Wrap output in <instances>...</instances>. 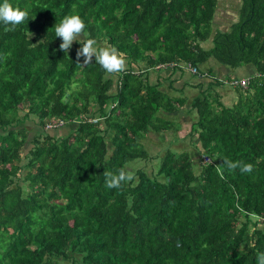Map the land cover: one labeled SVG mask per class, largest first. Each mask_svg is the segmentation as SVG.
Returning a JSON list of instances; mask_svg holds the SVG:
<instances>
[{
  "label": "trees",
  "instance_id": "16d2710c",
  "mask_svg": "<svg viewBox=\"0 0 264 264\" xmlns=\"http://www.w3.org/2000/svg\"><path fill=\"white\" fill-rule=\"evenodd\" d=\"M8 2L28 19L13 31L0 23V264H258L264 0H240L225 31L213 26L218 0ZM67 15L84 21V39L122 53L124 71L109 74L94 57L84 66L76 56L81 38L60 51L54 26ZM210 58L256 69L246 88L234 86L238 99L230 106L209 92L226 85L200 67ZM164 67L207 73L208 84L188 101L150 82L149 71ZM185 104L195 114L189 136L209 162L196 171L187 150L165 149L155 172L127 167L150 158L142 138L173 128L165 114ZM51 118L67 120L68 132L38 129L29 139ZM224 160L253 171H230ZM120 168L134 178L106 188L104 172Z\"/></svg>",
  "mask_w": 264,
  "mask_h": 264
},
{
  "label": "clouds",
  "instance_id": "9594fccd",
  "mask_svg": "<svg viewBox=\"0 0 264 264\" xmlns=\"http://www.w3.org/2000/svg\"><path fill=\"white\" fill-rule=\"evenodd\" d=\"M26 19H28V12L21 10L19 7L14 8L8 0H4L0 4V23L6 26L5 31H13L17 25H20ZM8 25H11V27H7ZM84 29L85 23L79 15H67L59 23H56L54 26L55 36L62 41L59 45V50L68 53L73 42H76L77 38L83 36ZM96 45L97 41L95 39H84L81 48L77 50V60L83 57V65L87 66L92 64L94 57L95 63L100 65L109 74L124 71L126 61L122 53H119L115 48L97 47ZM89 120L92 121V119ZM26 122V126L31 125L30 121L27 120ZM66 124H68L67 120L51 118L44 127H39L38 129L49 132L56 129L55 133L59 135L65 132L66 129H62V127ZM223 164L230 171H234L237 168H239L241 173H251L253 171V165L244 163L243 161L233 162L231 160H224ZM217 171L222 175L220 165L217 166ZM103 175L105 177V186L108 189H119L123 186L124 182L131 181L134 178L132 173L126 171L124 168H120L115 173L106 171ZM257 262L258 264H264V253L258 254Z\"/></svg>",
  "mask_w": 264,
  "mask_h": 264
},
{
  "label": "rangeland",
  "instance_id": "374dc122",
  "mask_svg": "<svg viewBox=\"0 0 264 264\" xmlns=\"http://www.w3.org/2000/svg\"><path fill=\"white\" fill-rule=\"evenodd\" d=\"M240 5V0H218V9L216 10L217 12V16L223 17L224 14L227 15V21L225 22H233L234 18L235 20L237 19V15L238 12V8ZM216 21V25H221V23L223 22L222 20H215ZM225 24V23H224ZM214 30H221V28H217L214 27ZM81 39H84V36L81 37ZM207 43L206 47L210 48L212 46V42L209 41H205L203 43V45L205 46V44ZM97 47H107V45L104 42H97ZM108 48V47H107ZM213 63H217L219 64L216 60H212ZM221 65V64H220ZM127 66V63L125 64V67ZM224 66V65H223ZM228 68L229 73L232 72H236L237 75H245L246 73L243 71L242 73L241 71V67L240 68H235L232 69L229 66H225ZM158 73V72H157ZM157 74L154 71H149V77L152 79V81H155V76ZM184 76L189 77L188 73H183ZM183 79V76L181 77ZM223 78V77H221ZM223 87H229V92H228V96L225 97L226 101L224 99L225 102H227V104H230L233 102V100L238 96V92L237 90H235V87H230V86H226V85H221ZM200 90V88H199ZM199 93V91H198ZM230 106V105H227ZM169 116L171 117V115L169 114ZM192 114L191 113H187V114H181V112L176 113L175 114V118L174 120L178 123V126H174L173 128H171L170 130H166L163 132H150V134L153 133V135H151L150 137H148V135L145 136V138H142L141 143L142 146L141 148L143 150H145L146 152H148V155L150 156V158L148 160H143V159H136L133 160L131 162H129L127 164L131 166V170H135V169H139V168H144L146 170H148L149 172H155L158 165H159V158L161 156V153L165 150V149H171L173 151L179 152V151H183V150H187L188 153L190 154V156L193 159V162L195 163L196 166V171L200 169V165L201 163H204V161L202 160L201 153H199L197 151V149L194 146L193 141H196V137L194 136H187L188 132H189V125L191 123V119H192ZM172 118V117H171ZM25 126L27 125V122H25ZM31 123V122H30ZM30 127V126H27ZM40 127V126H39ZM32 128V130L29 132V139H31L30 137H33V134H36V130H38V127H35V130ZM68 131L65 130L64 133H67ZM182 137L184 136L182 142L180 141H175L176 137ZM178 139V138H176ZM195 139V140H194ZM140 141V140H139ZM150 141V143H149ZM29 141H27L26 144V148L25 151L23 153H25L31 146L28 144ZM133 166V167H132ZM261 228H264V224H259L258 225Z\"/></svg>",
  "mask_w": 264,
  "mask_h": 264
},
{
  "label": "crops",
  "instance_id": "0c3cea01",
  "mask_svg": "<svg viewBox=\"0 0 264 264\" xmlns=\"http://www.w3.org/2000/svg\"><path fill=\"white\" fill-rule=\"evenodd\" d=\"M218 9V8H217ZM237 15V14H236ZM222 20L223 22L221 23V25H216V21L215 20ZM227 21V15L224 14L223 17H218L217 16V12L215 13V16H214V19H213V26L214 27H217V28H221L222 31H225L229 28V26L232 24V22H225ZM235 21V18L233 20V22ZM225 23V24H224ZM203 45V43H202ZM207 43L205 44L204 47H206ZM214 59L210 58L207 62H205L203 65H201L200 67L202 68V70H207V71H210L212 74L214 75H217L219 77H225V78H229V77H236V78H246V77H250V76H253L256 72V69L253 65L251 64H247V65H244V66H241V73L244 71L246 74L243 75H237L236 72H232V73H229V70L227 67L223 66V65H220V64H217V63H213ZM240 68V67H238ZM188 73L189 74V77L187 76H184L183 73ZM184 72H181L179 70H174L173 68L171 67H164V69L162 68L160 72H155L157 75L155 76V81H152V79L149 77V80L150 82L152 83H155L157 82L160 86L161 89L165 90V91H168L169 93H174V94H177L179 96H182V97H186L189 101L190 98H192L193 96H195L197 94V92L199 91V88L200 89H204V87L207 86L208 82L207 80L205 79H201V78H198L197 76H195L194 74H191L187 71H184ZM183 76V79L181 78ZM202 84V85H200ZM236 90V88H235ZM210 93L212 94H218L219 95V100L225 104V105H232L234 104L237 99H238V96L233 100L232 103L230 104H227L226 101V98L228 96V92H229V87H223L221 85L217 86H213V88H211L209 90ZM225 99V101H224ZM181 112V114H187V113H191L192 114V119H191V123L195 120V117H194V112L191 111L190 109V106L189 104H185L183 107L179 108L177 112L175 113H169L171 115V117L169 116V114H165V118L169 119L172 121V123L174 124V126H178V123L174 120L175 118V114ZM191 123L189 125V129L191 128ZM190 132V130H189ZM189 132L187 134V136H189ZM153 135L150 134V136ZM149 134H148V137H150ZM184 136L182 137H176L178 139L175 138V141H181L184 139L183 138ZM191 137V136H190ZM196 137V136H194ZM195 140V139H194ZM150 143V141H149ZM194 146L195 148L197 149V139L196 141L194 142Z\"/></svg>",
  "mask_w": 264,
  "mask_h": 264
},
{
  "label": "built area",
  "instance_id": "2783aa9c",
  "mask_svg": "<svg viewBox=\"0 0 264 264\" xmlns=\"http://www.w3.org/2000/svg\"><path fill=\"white\" fill-rule=\"evenodd\" d=\"M186 69H188L189 71H191L192 73L196 74L198 73V69L195 66H192L191 64H188L186 66H183ZM201 79L207 78L208 74L207 73H202L199 75ZM220 81L222 82V84H226L229 86H239L242 88H246L249 84V78H235L232 77L230 79H224V78H220ZM204 161L205 162H209V158L207 156H204Z\"/></svg>",
  "mask_w": 264,
  "mask_h": 264
}]
</instances>
